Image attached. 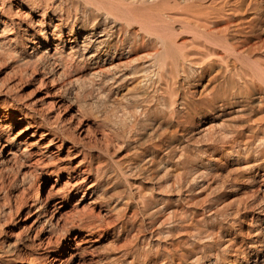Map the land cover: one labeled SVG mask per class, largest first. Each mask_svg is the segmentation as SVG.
<instances>
[{
  "label": "rangeland",
  "instance_id": "obj_1",
  "mask_svg": "<svg viewBox=\"0 0 264 264\" xmlns=\"http://www.w3.org/2000/svg\"><path fill=\"white\" fill-rule=\"evenodd\" d=\"M81 1L0 0V107L13 109L10 128L0 113V173L10 182L9 169L18 172L10 195L25 202L0 247L24 230L12 248L40 264H264V84L246 81L264 52L241 46L246 32L264 39V0L113 1L150 18V32L100 21ZM207 11L219 16L204 28ZM201 49L206 61L193 62ZM152 69L164 77L150 83ZM27 104L41 111L37 123L25 119ZM49 116L86 143L76 157H66L69 141L42 148ZM85 152L93 168L78 176ZM41 155L70 167L43 177L44 215L29 206L37 185L22 183ZM75 185L55 209V191Z\"/></svg>",
  "mask_w": 264,
  "mask_h": 264
},
{
  "label": "bare ground",
  "instance_id": "obj_2",
  "mask_svg": "<svg viewBox=\"0 0 264 264\" xmlns=\"http://www.w3.org/2000/svg\"><path fill=\"white\" fill-rule=\"evenodd\" d=\"M83 1V7L84 9L87 10H90L92 12H96V18H99V20H106L107 18L109 19H113L115 22L116 20L118 21V23H120L121 20H125L127 23H139L140 25H143L147 28V30L150 32L152 31V20L148 17H143L142 15H139L137 13H135L134 11L132 10H128V9H123L121 5L113 2L114 0H82ZM81 1V2H82ZM44 2V1H43ZM117 2V1H116ZM45 4V3H44ZM47 4V3H46ZM47 6V5H46ZM81 5L77 4L76 6V12L79 11L81 9ZM83 9V10H84ZM200 11V10H199ZM201 12V11H200ZM255 12V11H254ZM202 13V12H201ZM213 14V12H210V11H207L206 13H204V15H200V18L203 22L206 23V25L204 26L207 27V24L208 22H210V20L212 19H218V16H219V13L217 14V16H214V17H211ZM216 15V13L214 14ZM68 16H70V13L68 12ZM259 16V15H258ZM233 17V16H232ZM260 17V16H259ZM94 18V19H96ZM221 18V17H220ZM216 19V20H217ZM229 19V18H228ZM97 20V19H96ZM258 20V19H257ZM124 21V22H125ZM197 21V20H196ZM215 22V21H214ZM219 22V20H218ZM94 23V22H93ZM92 23V26L96 25ZM98 23V22H97ZM211 23V22H210ZM255 23V22H253ZM252 23V24H253ZM105 24V23H104ZM195 24V23H194ZM203 24V23H202ZM100 25V24H99ZM210 25V24H209ZM264 25V24H263ZM199 26H202V25H199ZM229 26V25H228ZM249 26H252V25H249ZM203 27V26H202ZM247 29H250V28H247ZM85 30V29H84ZM252 30V29H250ZM261 31V30H260ZM263 32V31H262ZM88 33V32H87ZM244 33V32H242ZM34 34V33H33ZM40 35H42L44 37V39H48V34L47 32L43 31V30H40V32L38 33ZM246 37H244V40L241 41V46L243 47V49H247L249 50L251 53L252 51H263L264 52V39H260V41L258 43H252L251 42V39L253 38V36L255 35V32L252 31L248 34V32H246ZM138 35V34H137ZM241 35H244V34H241ZM241 37V36H240ZM257 37V36H256ZM255 37V38H256ZM262 37V36H261ZM239 38V37H238ZM243 38V36L241 37ZM144 40V38H142ZM158 39L161 40L162 44H164V38L161 34H158ZM254 39V38H253ZM239 40V39H238ZM86 42V41H83V43ZM200 43V42H199ZM239 43V41L237 42ZM236 43V44H237ZM205 46H206V43H204ZM208 46V45H207ZM239 46V45H238ZM240 46V47H241ZM213 48V47H212ZM192 49V48H191ZM87 50V49H86ZM211 50V49H210ZM80 51V50H79ZM198 51V50H197ZM202 52V49L199 50ZM204 51L206 52V49H204ZM217 51V50H216ZM241 51V50H240ZM167 52V51H166ZM195 52V51H194ZM85 53V52H84ZM83 53V54H84ZM243 53V52H242ZM257 53V52H256ZM82 54V55H83ZM88 54V53H87ZM207 52L204 54L203 52L201 53L200 57L195 59L197 61H193L195 63H201L200 60H205L204 58H207ZM210 55H215L217 56L216 53H214V50H213V53L210 52L209 53ZM245 54V53H244ZM254 54V53H253ZM260 54V53H259ZM86 55V54H85ZM167 54L165 53V56ZM197 55V54H196ZM219 56V55H218ZM254 56H257L254 55ZM90 57V56H89ZM198 57V55H197ZM263 57V56H262ZM213 58V57H212ZM218 58V57H217ZM220 58V57H219ZM206 61V60H205ZM208 61V60H207ZM216 61V60H215ZM214 61V62H215ZM225 62V61H224ZM209 63H211L212 65V61ZM202 64H203V61H202ZM207 64V63H206ZM264 64V63H262ZM189 65V63H188ZM195 65V64H194ZM193 65V66H194ZM200 65V64H198ZM197 65V66H198ZM209 65V64H208ZM229 64H227V67H228ZM256 65V66H255ZM203 66V65H202ZM220 66V65H219ZM153 67L152 65H150L149 68ZM192 67V66H191ZM195 67V66H194ZM193 67V68H194ZM252 67V71L251 73H249L248 71H244L243 72L245 74H247V82L249 81V83H252V85L256 84V81H260L261 83L264 84V65H259L257 63H254L253 66L251 65ZM156 68V67H155ZM154 68V69H155ZM182 68V67H181ZM196 68V67H195ZM201 68V67H200ZM154 69L150 70V72H148L146 74V80H148L150 83L151 82H155V79L156 78H162L164 76L162 75H159L158 77V72H155ZM198 69V67H197ZM227 70V68H225ZM244 69V68H243ZM198 70H201V69H198ZM160 71V70H159ZM162 71V70H161ZM166 71V70H165ZM231 73L230 70L227 71V73ZM164 73V72H162ZM226 73V72H225ZM161 74V73H160ZM171 74V73H170ZM164 75V74H163ZM231 77V76H230ZM245 77V76H244ZM243 78V77H242ZM246 78V77H245ZM244 78V79H245ZM243 79V81H244ZM167 79H166V81ZM166 83V84H167ZM245 84V82H244ZM248 85V84H247ZM246 86V85H245ZM258 87V85H257ZM255 88V85L254 87ZM259 88V87H258ZM257 88V89H258ZM249 89V88H248ZM259 90V89H258ZM256 90H254L255 92ZM253 92V91H251ZM264 93V92H263ZM264 99V98H263ZM13 102L14 103H18L19 99L18 97L16 98V96H14L12 98ZM172 102V101H171ZM4 106V105H3ZM169 107V104L167 105ZM8 111V114H7V117L5 118V121H11L13 119V116L12 113H13V109L12 108H7L6 106H4V110ZM14 108V106H13ZM23 109V108H22ZM3 108L0 107V113H4L3 111ZM24 112V116H25V119H29L31 118L32 122H35L37 123V116H42V113L40 110H38L35 106H28V104L25 106V111L23 110ZM5 115H3L4 117ZM52 117V116H51ZM51 117L49 116L47 119V123L48 126L47 127V130L46 132H43L41 135H40V139H43V137L47 136V135H52V137L48 140V143H45L42 148L44 149H48L49 147H52L53 145H57V148H58V151H62V146L65 144L66 141H69L70 143H72V146H68V152L66 154V157H68L69 159L71 158H74L76 157V154H77V149L80 147L79 144H81L82 146L86 147V143H84L83 141L77 139V137L67 128L65 127H62L60 126L59 123L56 122H52L51 121ZM72 117V116H71ZM22 118H19L18 120H20ZM0 122H1V119H0ZM32 122H28V125H31ZM42 123V122H41ZM78 123L79 120H78ZM11 124H12V121L10 123H6V127L5 128H10L11 127ZM44 124V123H43ZM41 126V124H39ZM39 126V127H40ZM76 126V124L74 125ZM88 130V129H86ZM9 132V131H8ZM114 132V131H113ZM263 132V131H262ZM113 135H116L115 132L114 134L112 133L111 136L106 135L105 137V148L104 150H106V152H110L109 151V146L112 144V142H114L113 140ZM31 137H34V133L31 134L30 138ZM4 138V137H3ZM117 138V136H116ZM1 139V138H0ZM13 138H11L10 136L7 135V138L5 141H10L12 140ZM58 139V140H57ZM57 140V141H56ZM59 141L61 142L60 144ZM261 143V142H260ZM27 147V146H26ZM66 147V146H65ZM2 148V147H1ZM20 148V147H19ZM42 152V151H40ZM3 154V149H0V155ZM25 154L27 155L26 158H30L31 157V154L30 152L26 151V148H25ZM90 157V156H89ZM25 158V159H26ZM86 158H88V152H85L83 154V159H81L78 163L77 166H75L74 168H72V171H74V173H76L78 176L81 175L84 171H91L92 170V163L91 162H87L86 161ZM65 159V158H64ZM49 160V161H47ZM60 161V162H59ZM26 162V161H25ZM28 162V160H27ZM27 162L25 164H27ZM30 164V170L29 172H25L22 176V183L25 182V180H33V182L37 185V190L35 192V195L33 197V199L31 200V204L29 205L30 207H33V208H36V211L39 212L40 214H45L47 211H48V206H47V202H45L42 197H41V185H42V179L45 175H51L53 173H57L59 174L61 172L62 169H65V170H69L70 167L67 166V165H64L63 163H61V160L60 158H57V160L52 157V156H48V157H45L44 155H41L38 159L36 160H32L29 162ZM69 164V163H68ZM64 165V166H63ZM8 168V167H7ZM6 168V169H7ZM84 168V169H83ZM6 171V170H5ZM70 171V170H69ZM4 172V171H3ZM6 173V172H4ZM18 173V172H16ZM16 173L12 170V169H9V172L7 173L8 177L10 176V174H13L15 175L13 181L11 180L10 182H7L6 181V178L4 176V174L0 173V194L2 193L3 194V199H2V202H0V234L3 233L5 231L4 227L6 224L8 223H12L15 221V217L20 214V211L25 209V202L23 201L22 199V195L21 194H16L14 196H11L10 195V191L11 189L16 185V183L19 181ZM86 173V172H85ZM84 173V174H85ZM90 173V172H89ZM69 174H71L69 172ZM6 175V176H7ZM10 180V179H9ZM8 180V181H9ZM58 181V180H57ZM24 184V183H23ZM22 184V185H23ZM80 187L77 185L74 186V188H71V189H65V190H60V191H55V194L56 196H58V198H61L60 200H57L54 202L53 206L56 208H60L62 206V202L65 201V198L69 195H71L72 193L76 192ZM86 193V192H84ZM43 194V193H42ZM82 197H84V194L82 195ZM82 197H80V200L82 199ZM50 210V209H49ZM81 214V213H80ZM88 213H86L87 215ZM85 215V213L83 214ZM82 215V216H83ZM77 216H80L79 213ZM53 218V217H52ZM51 217L48 218L46 221L50 222L51 225L53 226V219ZM60 217L56 218V221H55V225L54 227H57L59 226V220ZM83 218H85L83 216ZM78 220H81L79 219L78 217ZM83 220V219H82ZM37 223H40V220H37ZM45 224V223H43ZM35 225V224H34ZM100 225V224H98ZM91 226V225H90ZM95 226V225H94ZM36 227V226H35ZM41 228V226H39ZM44 227V226H43ZM64 227V226H63ZM97 226H95L96 228ZM100 227V226H99ZM37 228V227H36ZM98 229V228H97ZM39 230V229H38ZM64 231V229H62ZM37 232V231H36ZM28 233V232H27ZM25 235V231H20L18 232L17 234V241L13 242L12 245L9 244L8 245V249L7 250H4L2 247H0V264H40V257H37L35 259H31L29 261L25 260V253L22 252V250H19V252H17V250H13L12 246H17V242H21ZM35 236H38V233L37 235ZM2 237V236H1ZM69 245V243H66L65 245ZM12 253H16V254H12ZM75 256V254H73L72 252H69V256H68V260H67V263L69 261H71L73 259V257ZM65 257V256H64ZM67 257V256H66ZM60 259V258H59ZM58 258L54 257L50 262L49 264H56L57 261H59ZM67 259V258H66ZM64 258V260H66ZM34 261V262H33ZM55 261V262H54ZM32 262V263H31ZM66 263V262H65Z\"/></svg>",
  "mask_w": 264,
  "mask_h": 264
}]
</instances>
